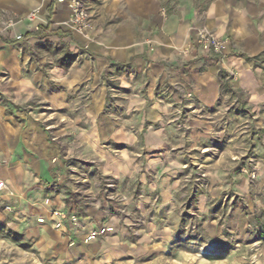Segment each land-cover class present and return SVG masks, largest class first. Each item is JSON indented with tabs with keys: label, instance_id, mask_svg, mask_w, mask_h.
Returning a JSON list of instances; mask_svg holds the SVG:
<instances>
[{
	"label": "rangeland",
	"instance_id": "374dc122",
	"mask_svg": "<svg viewBox=\"0 0 264 264\" xmlns=\"http://www.w3.org/2000/svg\"><path fill=\"white\" fill-rule=\"evenodd\" d=\"M15 39L28 85L0 69V264H264V102L231 73L208 106L111 74L96 94L85 46Z\"/></svg>",
	"mask_w": 264,
	"mask_h": 264
},
{
	"label": "crops",
	"instance_id": "0c3cea01",
	"mask_svg": "<svg viewBox=\"0 0 264 264\" xmlns=\"http://www.w3.org/2000/svg\"><path fill=\"white\" fill-rule=\"evenodd\" d=\"M85 1L94 17L93 41L73 30L70 11L58 0H0L2 15L36 12L33 22L23 20L7 36H0V69L23 75L19 79L26 87L21 65L25 54H19L16 35L27 40L55 35L73 48L88 49L92 59L85 66L87 72L93 69L96 94H109L110 87L100 81L103 74H111L123 94H153L159 99L165 86L168 93L194 94L208 106L224 94L223 73H231V87L264 102V0ZM201 21L229 41L230 48L218 55L194 46L185 59L181 52L195 41ZM150 114L153 131L163 129L161 109L154 107Z\"/></svg>",
	"mask_w": 264,
	"mask_h": 264
},
{
	"label": "built area",
	"instance_id": "2783aa9c",
	"mask_svg": "<svg viewBox=\"0 0 264 264\" xmlns=\"http://www.w3.org/2000/svg\"><path fill=\"white\" fill-rule=\"evenodd\" d=\"M58 2L65 4L70 11L69 22L73 30L86 38L90 37V34L94 31V24L90 14L89 7L85 0H58ZM36 18V12H32L27 16V19L33 21ZM16 25L14 18H5L0 15V34L6 35ZM21 40L22 36L19 35L16 38ZM194 46L200 47L202 50L208 53L220 54L223 53L228 47V41L220 37L216 32H213L206 25H201L196 28V39L190 42L181 55L184 58L190 57L191 49ZM4 184L0 183V189ZM101 235L99 231H93L88 236V241L95 240Z\"/></svg>",
	"mask_w": 264,
	"mask_h": 264
},
{
	"label": "trees",
	"instance_id": "16d2710c",
	"mask_svg": "<svg viewBox=\"0 0 264 264\" xmlns=\"http://www.w3.org/2000/svg\"><path fill=\"white\" fill-rule=\"evenodd\" d=\"M42 27L39 28V30L41 29ZM261 236L262 238H264V225L262 226L261 228Z\"/></svg>",
	"mask_w": 264,
	"mask_h": 264
}]
</instances>
